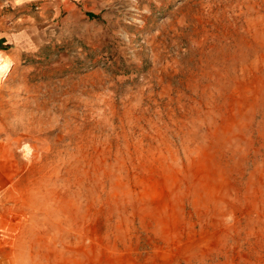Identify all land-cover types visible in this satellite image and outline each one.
Instances as JSON below:
<instances>
[{
  "label": "rangeland",
  "instance_id": "rangeland-1",
  "mask_svg": "<svg viewBox=\"0 0 264 264\" xmlns=\"http://www.w3.org/2000/svg\"><path fill=\"white\" fill-rule=\"evenodd\" d=\"M51 28L0 64V264H264V0Z\"/></svg>",
  "mask_w": 264,
  "mask_h": 264
},
{
  "label": "crops",
  "instance_id": "crops-1",
  "mask_svg": "<svg viewBox=\"0 0 264 264\" xmlns=\"http://www.w3.org/2000/svg\"><path fill=\"white\" fill-rule=\"evenodd\" d=\"M90 0H0V64L18 61L27 52H37L49 43L51 22L62 10L76 9ZM0 200L8 192L10 174L1 158Z\"/></svg>",
  "mask_w": 264,
  "mask_h": 264
},
{
  "label": "bare ground",
  "instance_id": "bare-ground-1",
  "mask_svg": "<svg viewBox=\"0 0 264 264\" xmlns=\"http://www.w3.org/2000/svg\"><path fill=\"white\" fill-rule=\"evenodd\" d=\"M3 70H4V68L3 69L0 68V79H1L2 75L4 74Z\"/></svg>",
  "mask_w": 264,
  "mask_h": 264
}]
</instances>
